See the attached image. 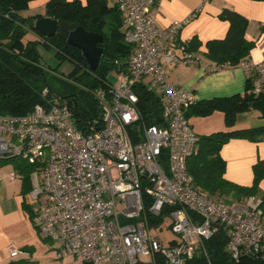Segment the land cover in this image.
<instances>
[{
    "label": "built area",
    "instance_id": "obj_1",
    "mask_svg": "<svg viewBox=\"0 0 264 264\" xmlns=\"http://www.w3.org/2000/svg\"><path fill=\"white\" fill-rule=\"evenodd\" d=\"M111 1L122 13L125 41L133 50L112 85L94 92L103 126L79 129L69 105L59 102L37 104L25 115L0 113V160L19 157L36 166L29 198L40 236L53 242L58 259L74 257L82 264H151L158 256L166 264H190L222 224L232 259L264 258L260 198L209 197L188 169L199 136L187 110L197 99L169 79L167 65L200 64L179 38L198 12L161 27L154 14L161 0ZM240 67L253 71L252 90L261 93L264 59H244ZM139 83L162 95L164 121L143 123L142 139L134 142L129 128L141 118ZM166 221L174 234L169 241L152 234ZM9 252L19 254L14 247Z\"/></svg>",
    "mask_w": 264,
    "mask_h": 264
},
{
    "label": "trees",
    "instance_id": "obj_2",
    "mask_svg": "<svg viewBox=\"0 0 264 264\" xmlns=\"http://www.w3.org/2000/svg\"><path fill=\"white\" fill-rule=\"evenodd\" d=\"M34 0H0V113L25 115L37 104L48 105L59 102L69 105L76 126L90 131L92 126H103L102 108L95 90L112 85L111 73L126 67L133 47L125 41L122 13L109 0H49L45 14L22 15ZM264 1V0H263ZM41 17H52L68 22L71 30L83 26L87 31L101 34L104 39L99 45L103 55L99 68L92 71L82 51L68 44L59 35L46 37L40 34L35 23ZM221 20L229 22V29L223 38L209 40L206 57L215 65H238L247 59L253 42L246 37L249 19L231 7H224L219 14ZM33 32L38 37L27 38ZM188 52H197L203 45L199 37L181 41ZM39 44L55 49L56 55L69 59L74 67L60 76L54 68L41 63ZM141 118L130 126L129 134L134 142L142 139V125H162L163 97L150 90L143 83L135 86ZM258 109L264 114V90L254 94L251 80L244 93L232 96L214 97L196 102L187 110V116L209 115L216 110L225 114L227 127H234L237 114ZM233 138H244L259 142L264 140V125L217 131L200 135L196 151L188 158V169L194 185L209 197H220L227 201H242L259 195V183L264 177V163L255 167L252 185H240L224 177L226 162L221 156L223 146ZM0 162H12L21 175L23 193L32 189V173L36 166L26 159L10 157ZM259 209L264 213V193L259 196ZM23 207L34 219L31 203L26 200ZM149 216V215H148ZM228 237L221 224L213 236L203 241L190 264H264L259 255H243L235 261L227 250ZM8 264H28L26 260L11 261ZM151 264H166L162 256Z\"/></svg>",
    "mask_w": 264,
    "mask_h": 264
},
{
    "label": "crops",
    "instance_id": "obj_3",
    "mask_svg": "<svg viewBox=\"0 0 264 264\" xmlns=\"http://www.w3.org/2000/svg\"><path fill=\"white\" fill-rule=\"evenodd\" d=\"M48 1L34 0L25 12L27 15L36 13L43 15L45 10L39 12L38 9L45 8ZM81 1L86 2V0ZM109 1L114 5L111 0ZM224 7H231L249 19L246 37L253 42V46L247 59L262 61L264 59L263 0H161L154 10L161 27H168L175 20L188 19L195 11L198 12L182 27L179 38L181 41H189L194 36L199 37L203 45L193 53L200 58V64L167 65L169 79L193 91L197 102L244 93L253 76V71H245L240 64L215 65L205 55V43L225 37L229 29V22L219 18ZM206 63L217 69L208 71L204 67ZM189 120L195 133L200 136L217 131L264 125V114L258 109L240 112L237 114L235 126L231 128L227 127L225 114L220 110L206 116H191ZM221 156L226 162L224 173L226 179L240 185H252L255 165L259 161L264 163V140L255 142L244 138H233L223 146ZM11 173L18 174L14 164L0 162V264L17 260H26L28 264H77L72 257L57 260L55 258L57 253L55 255L51 253L52 249L56 252L55 245L40 236L34 220L23 207L25 200L29 202V193L26 195L23 193L21 175L9 179ZM263 193L264 177L259 183V195L255 197L259 198ZM10 247L18 249L19 254L11 256Z\"/></svg>",
    "mask_w": 264,
    "mask_h": 264
},
{
    "label": "water",
    "instance_id": "obj_4",
    "mask_svg": "<svg viewBox=\"0 0 264 264\" xmlns=\"http://www.w3.org/2000/svg\"><path fill=\"white\" fill-rule=\"evenodd\" d=\"M36 30L46 37L59 35L68 44L80 49L92 71L99 68L103 55V48L99 45L104 39L101 34L87 31L83 26L73 30L68 22H59L52 17H41L36 20Z\"/></svg>",
    "mask_w": 264,
    "mask_h": 264
},
{
    "label": "rangeland",
    "instance_id": "obj_5",
    "mask_svg": "<svg viewBox=\"0 0 264 264\" xmlns=\"http://www.w3.org/2000/svg\"><path fill=\"white\" fill-rule=\"evenodd\" d=\"M38 10H39V12H43L45 10V8L42 7L41 9H38ZM22 13L24 15H27V12H25V11H22ZM33 37L36 38V37H38V35L33 33V32H29L26 35V39L27 38H33ZM39 51H40V55H41V63L46 65L48 68L56 69V72L60 76L67 75L72 70V68L74 67V64L71 60L66 59V58L61 60V58L56 55V51L53 48L48 49L44 45L39 44ZM114 75H115V73H111L110 76L114 79ZM9 163H11V162H9ZM28 200H29V203H31L29 197H28ZM168 226H169V222L166 221L162 227L163 229H152V234L158 236L159 238H161L165 241H169L174 237V234L168 228ZM45 243H47L48 245L51 244V242H49V243L45 242ZM50 251H51V253H53L55 255L56 252L54 249H52ZM55 258L58 260L56 255H55ZM72 258L74 259L75 263L82 264L81 261L77 260L74 257H72Z\"/></svg>",
    "mask_w": 264,
    "mask_h": 264
}]
</instances>
